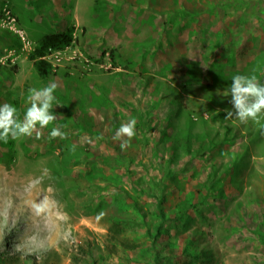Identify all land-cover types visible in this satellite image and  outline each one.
I'll use <instances>...</instances> for the list:
<instances>
[{
    "label": "rangeland",
    "instance_id": "374dc122",
    "mask_svg": "<svg viewBox=\"0 0 264 264\" xmlns=\"http://www.w3.org/2000/svg\"><path fill=\"white\" fill-rule=\"evenodd\" d=\"M67 28L43 80L27 55ZM250 74L264 83V0H0V105L23 119L57 84L41 138L0 142V181L45 176L48 251H13L14 232L0 264H264V128L225 120Z\"/></svg>",
    "mask_w": 264,
    "mask_h": 264
},
{
    "label": "clouds",
    "instance_id": "9594fccd",
    "mask_svg": "<svg viewBox=\"0 0 264 264\" xmlns=\"http://www.w3.org/2000/svg\"><path fill=\"white\" fill-rule=\"evenodd\" d=\"M56 89L55 82L42 88H30L27 95L29 106L23 119L13 105H0V142L7 143L9 139L20 140L33 136L36 139L41 138L42 130L57 120V116L53 114ZM225 95L231 96L230 103L233 108L225 110V120L235 119L244 125L252 122L264 128V83L256 75H234ZM135 136L136 120L130 119L120 125L113 140L121 142V147L124 148L130 145ZM56 138H67V134L59 126L52 127L49 132V139ZM44 179L45 176L42 175L20 186L13 185L8 178L0 181V250H7L6 237L15 232L18 235L12 245L13 251L23 256L36 255L38 259L48 251L52 235L48 228L51 214L49 202L54 197L47 195ZM63 235L64 228L61 226V239Z\"/></svg>",
    "mask_w": 264,
    "mask_h": 264
},
{
    "label": "trees",
    "instance_id": "16d2710c",
    "mask_svg": "<svg viewBox=\"0 0 264 264\" xmlns=\"http://www.w3.org/2000/svg\"><path fill=\"white\" fill-rule=\"evenodd\" d=\"M72 41L73 28H67L64 32L45 34L37 41L33 51L27 55V59L32 62L33 68L41 79L46 80L51 71V65L45 57L53 51H60L69 47ZM110 55H113L112 52ZM213 147L215 146L213 145ZM189 150L191 149L188 148L187 151ZM159 226H161V223Z\"/></svg>",
    "mask_w": 264,
    "mask_h": 264
},
{
    "label": "built area",
    "instance_id": "2783aa9c",
    "mask_svg": "<svg viewBox=\"0 0 264 264\" xmlns=\"http://www.w3.org/2000/svg\"><path fill=\"white\" fill-rule=\"evenodd\" d=\"M49 55V54H48Z\"/></svg>",
    "mask_w": 264,
    "mask_h": 264
}]
</instances>
